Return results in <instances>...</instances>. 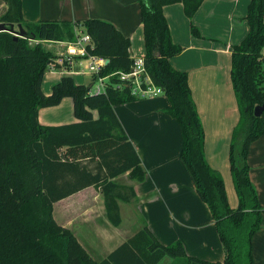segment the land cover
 <instances>
[{
    "label": "trees",
    "instance_id": "trees-1",
    "mask_svg": "<svg viewBox=\"0 0 264 264\" xmlns=\"http://www.w3.org/2000/svg\"><path fill=\"white\" fill-rule=\"evenodd\" d=\"M0 1L8 6L0 23L7 27L16 24L26 32L24 38L0 32V264H157L165 256L172 258L171 264H252L251 238L260 227L264 209L248 176L247 152L251 142L264 134V109L254 115V107L264 105V0L249 1L243 18L248 33L231 47L230 79L239 110L228 154L238 199L234 208L229 205L221 174L205 158L204 130L187 73L169 63L183 48L172 42L163 8L181 3L185 17L191 19L204 0H136L145 71L169 102L164 112L179 126V159L210 210L224 251L222 261L189 256L180 240L163 244L146 225L96 260L71 229L56 222L54 202L94 186L102 194L108 221L118 226V201L130 202L136 194L132 186L113 178L129 170L132 179L140 181L145 176L114 111L116 105L136 101L129 85L117 76L129 72L133 65L131 42L107 21L29 23L22 0ZM76 28L91 38L87 55L107 61L98 74L108 77L105 92L90 93L98 76L88 85L63 76L46 96L42 86L48 65L56 58L46 44L75 41ZM190 32L200 37L193 25ZM64 98L72 100L76 120L42 124L40 109L58 106ZM96 158L95 171L81 161Z\"/></svg>",
    "mask_w": 264,
    "mask_h": 264
},
{
    "label": "crops",
    "instance_id": "crops-1",
    "mask_svg": "<svg viewBox=\"0 0 264 264\" xmlns=\"http://www.w3.org/2000/svg\"><path fill=\"white\" fill-rule=\"evenodd\" d=\"M249 1L204 0L191 19L185 17L181 3L163 8L172 42L183 48L179 55L169 59V63L175 70L187 73L191 96L204 130L205 158L221 174L229 205L233 208L237 206L238 199L228 154L239 110L230 79L231 47L239 44L248 33V24L243 18ZM22 2L24 18L29 23L42 20L75 23L87 19L105 20L130 39L132 59L144 56L142 24L136 0ZM191 25L197 28L199 38L191 35ZM75 31L78 36L81 34L79 28ZM54 45L48 43L46 47ZM261 53L264 55V47ZM76 60L78 64L72 68L67 66L63 70L57 67L55 72H46L42 86L46 96L63 76H70L79 82L88 79L90 83V77L71 73V70L80 71L86 65L84 59ZM46 85H49L47 89ZM160 95L163 93L159 90L156 97L136 98L134 102L114 106L145 171L140 181L129 177L130 170L113 178L119 184L132 186L136 194L130 202L118 201L120 224L114 226L108 221L102 194L94 186H87L54 202L53 217L57 223L71 229L92 257H100L98 260L146 225L163 244L180 240L187 255L222 261L224 251L210 210L198 196L179 159V126L164 112L169 102ZM62 106L73 112L72 100L64 98L58 106H53L55 109H40V122L58 125L75 121L73 113L66 120L58 121L63 119L59 110ZM93 113L96 117V112ZM81 161L92 171L96 170L97 158L91 162L87 159ZM247 163L250 182L255 188L259 205L264 209V134L249 145ZM102 169L104 171V167ZM251 253L252 264H264V211L260 227L251 238ZM164 260L165 264L172 262V258L165 256L157 264Z\"/></svg>",
    "mask_w": 264,
    "mask_h": 264
},
{
    "label": "built area",
    "instance_id": "built-area-1",
    "mask_svg": "<svg viewBox=\"0 0 264 264\" xmlns=\"http://www.w3.org/2000/svg\"><path fill=\"white\" fill-rule=\"evenodd\" d=\"M52 44L64 48V51L58 53L56 58L51 61L48 65L47 72H55L57 69L56 66L63 70H65L67 66L72 68L76 63L78 64L76 59H84L86 61L84 68L80 71L71 70V73L86 75L90 77L91 82L93 76H98L99 72L107 64V61L103 58L87 55L86 46L92 45L91 38L87 34L81 33L73 42H55ZM117 76L120 81L129 85L131 94L136 98H153L156 97L159 92V89L151 83L146 74L143 58L133 59V65L130 71L127 73L119 72ZM107 80L108 77L98 76L92 83L90 93H104L107 87Z\"/></svg>",
    "mask_w": 264,
    "mask_h": 264
},
{
    "label": "rangeland",
    "instance_id": "rangeland-1",
    "mask_svg": "<svg viewBox=\"0 0 264 264\" xmlns=\"http://www.w3.org/2000/svg\"><path fill=\"white\" fill-rule=\"evenodd\" d=\"M7 8H8V6L6 5V4H3L1 1H0V17L6 12V10H7ZM98 20H102V19H98ZM103 21H105V20H103ZM0 25H1V23H0ZM14 28H15V30H16V32H18L19 31V28H18V25H14ZM78 30V29H77ZM15 36V35H14ZM30 45H35V43H32V42H30ZM54 45V44H53ZM46 49L47 50H50L52 53H54V55L56 56L58 53H60V52H63L64 51V48H62V47H60V46H57V45H54V46H52V47H46ZM46 77V76H45ZM75 83H77V84H83V85H88V83H89V81H88V79H85V80H83L82 82H79V80L78 79H75ZM47 87H49V85H46V87H45V89H47ZM161 96H164V95H160V97ZM63 105V104H62ZM51 108H53V109H55L53 106L52 107H43V108H41V109H51ZM52 109V110H53ZM51 110V111H52ZM59 110H61V117L60 118H63V119H60V120H58V121H60L61 122V120H66L67 118H68V116L69 115H72V109L70 110V111H68V109L66 108V106H62V108L61 109H59ZM68 112V113H67ZM54 121H57V120H54ZM134 212H135V214L140 218V216L138 215V212L136 211V210H134ZM140 222H141V220H140ZM93 258L94 259H96V260H98V259H100V257H95V256H93ZM165 260L164 261H162L160 264H165Z\"/></svg>",
    "mask_w": 264,
    "mask_h": 264
},
{
    "label": "water",
    "instance_id": "water-1",
    "mask_svg": "<svg viewBox=\"0 0 264 264\" xmlns=\"http://www.w3.org/2000/svg\"><path fill=\"white\" fill-rule=\"evenodd\" d=\"M18 28H19V31L16 32L14 25H12L11 27H7L6 25L1 24L0 25V32H9V33L14 34L16 38H24L26 36V32L22 29L21 26ZM263 109H264V105L263 106H255L254 107V115L259 116Z\"/></svg>",
    "mask_w": 264,
    "mask_h": 264
}]
</instances>
